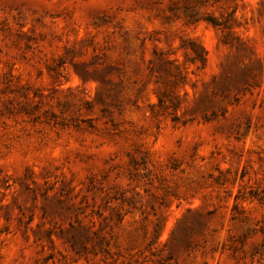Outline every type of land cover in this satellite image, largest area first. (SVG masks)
I'll return each instance as SVG.
<instances>
[{"label": "rangeland", "instance_id": "374dc122", "mask_svg": "<svg viewBox=\"0 0 264 264\" xmlns=\"http://www.w3.org/2000/svg\"><path fill=\"white\" fill-rule=\"evenodd\" d=\"M0 264H264V0H0Z\"/></svg>", "mask_w": 264, "mask_h": 264}, {"label": "trees", "instance_id": "16d2710c", "mask_svg": "<svg viewBox=\"0 0 264 264\" xmlns=\"http://www.w3.org/2000/svg\"><path fill=\"white\" fill-rule=\"evenodd\" d=\"M207 20L210 21L214 26H223L224 28H227L228 26L222 22H220L216 17L208 16ZM190 56H191V62L192 63H199L201 68H204L206 66L207 62V52L205 48L197 41L190 40ZM173 63L170 60L164 61V69L168 71L169 67L168 65H172ZM167 67V68H166ZM175 68L178 70L177 74L175 75L179 81H184L185 76L183 72L181 71L180 67L176 64ZM164 95V97H159V104L163 105L165 104V98L171 97V94ZM171 103L176 106L178 103V99L171 100Z\"/></svg>", "mask_w": 264, "mask_h": 264}]
</instances>
